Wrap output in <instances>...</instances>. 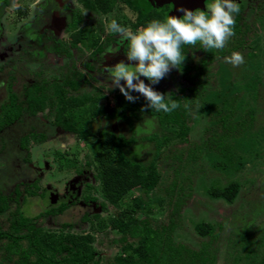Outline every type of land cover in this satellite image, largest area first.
Returning a JSON list of instances; mask_svg holds the SVG:
<instances>
[{"label":"rangeland","instance_id":"obj_1","mask_svg":"<svg viewBox=\"0 0 264 264\" xmlns=\"http://www.w3.org/2000/svg\"><path fill=\"white\" fill-rule=\"evenodd\" d=\"M119 9L118 4L114 13L105 16L106 31H109L108 22L118 18ZM260 15L258 39L244 46L243 52H239L244 57V63L240 66L234 67L225 61V57L230 56L234 51L225 52L220 58L202 67L199 61L202 54L187 50L184 53L183 63L195 65L196 68L189 71L187 76L182 70L171 69L164 79L152 85L154 90L161 93L164 90L184 87L191 96L194 94H191L187 87H198L199 81L195 71L202 70L199 72L202 75L201 81L203 80L207 87L210 86V90H215L219 87L218 79L222 71L224 72L223 67H226L230 72L231 82L238 88L237 97L242 101V106H245V110L252 111L253 121L249 132L240 138V141L239 139L230 141L237 160L228 170L219 169L215 159L207 153H201L189 162H186V154L180 156L183 149H193L202 144L215 128L213 122L216 117L209 110L210 100L202 104L197 98H193L195 102H192L189 108L191 118L187 141L179 139L170 141L161 151L155 164L161 179L154 192L150 194L151 223L166 225L169 222L170 207L165 198L164 188L175 177L174 169L177 168L181 171V178L187 180L188 188L183 192L180 213L174 217L177 223L173 232L174 241L197 249L209 237L200 236L194 226L203 221L210 223L216 234L212 243L216 249V264H229L233 260L235 250L239 249L237 238L243 233L251 240L252 248L257 252L258 258L264 254V15L262 13ZM8 28L9 25L6 26V29ZM58 32L57 37L62 39L63 43H67L68 37L63 30L59 29ZM9 37H0V53L3 55L0 59V104L2 101H7L9 90L16 92L20 97L25 87L47 84L64 74H68L69 78L78 79L76 74L83 71L81 54L76 51L70 58L46 54L42 58L37 56L35 62H27L21 57H27L25 52L30 48L22 47L17 50ZM249 48L254 50V56L247 57L246 52ZM84 54L87 56L86 53ZM122 60L126 61V58ZM85 77L88 80L72 95L102 96L101 104L108 106L114 105L118 97H124L118 89L111 88L109 79L105 78L103 81ZM141 79L149 83L145 78L141 77ZM131 94L138 97L135 103L144 108L146 102L143 96L135 92ZM54 116L50 109L35 115L26 112L19 122L0 134V195H5L9 204L8 211L0 214V227L2 229L8 227L9 213L16 208L29 217L42 213V216L35 220L36 226L42 227L45 231L57 232L63 229L61 223L66 222L70 223L71 227L64 228V233H92L97 257L109 260L119 252L117 240L121 235L109 228L103 231L92 228L98 224L93 217L94 214H99L100 218L107 221L117 211V208L110 204H107L106 211L98 206V203L105 201V198L100 190V182L91 178V174L97 175L98 170L95 168L90 150L86 149L88 144L97 140V136L78 139L73 134H67L55 125ZM243 116L244 110H237L233 118L234 122L240 123ZM103 125L109 127V123L103 124L98 120L93 123L92 129L97 131L99 126ZM111 125L116 132L130 134L128 125L124 121H113ZM30 134H40L48 142L40 146L37 143L39 139L37 141L30 139L28 145L22 147L21 138ZM244 141H253V143L246 147L247 144H241ZM41 153L44 154L43 156L49 155L48 163L44 164L48 165L44 170H50L51 174H47L45 178L39 177L42 171L37 170L35 174L36 170L27 164L29 161L36 162L38 154ZM152 153L153 146L150 144L148 148L142 150L141 160L149 161ZM239 157L240 162H238ZM86 160L88 164L85 163ZM61 168L65 169L66 173V177L61 179L63 181L72 179L79 168L83 169L85 174L76 182L72 179L67 183L71 187L70 190L55 191L54 177L63 174ZM84 177L88 178L86 183L90 182L91 188L85 186ZM230 182L238 184L237 193L231 202L209 195V189L222 188ZM30 190H34L35 194L29 195L27 191ZM134 195H137V192L128 196L124 203H130ZM92 198L96 201H92ZM88 199L91 201L87 202ZM159 199H162L160 205ZM61 203L66 204L67 207L61 213H55L54 210L61 206ZM146 214L142 212L139 218L144 219ZM86 217L89 219L86 220Z\"/></svg>","mask_w":264,"mask_h":264},{"label":"trees","instance_id":"obj_2","mask_svg":"<svg viewBox=\"0 0 264 264\" xmlns=\"http://www.w3.org/2000/svg\"><path fill=\"white\" fill-rule=\"evenodd\" d=\"M82 1L91 10L98 9L104 13L111 9L109 0ZM158 17L157 14L149 13L148 16L140 15L138 20L143 21L144 27L152 20H164ZM74 20L76 24L80 18H76L75 15ZM72 37V43L76 45L82 35L76 33ZM87 39L91 46L98 40L97 37H87ZM46 49L59 50L54 42ZM182 51L186 53V47L183 46ZM201 51L202 57L199 61L202 67H205L207 64L205 56L210 59L215 58L214 49L207 52L201 49ZM220 51L221 55L224 54L223 49ZM194 66L183 63L181 70L187 76L189 71L196 68ZM223 68L224 72L222 71L218 79L219 87L215 90H210L211 87H207L206 83L201 81L202 75L199 72L202 70L195 71L199 78L198 87H187L194 95L187 94L184 87L164 90L163 93H171V99L180 104V108L167 114L150 109L141 111L142 107L135 102L120 98L117 102L119 110L100 105L98 102L100 98L96 95L67 98L64 86L70 89H76L78 86V83L71 79L59 84L54 82L29 86L25 90L26 97L22 106L18 105L14 95L11 94L10 102L1 106L0 129L18 121L24 112L33 115L42 111L47 99L54 96L57 100L55 108L57 125L67 133H74L78 139L97 136V140L88 146L98 170L100 190L105 198L102 208L106 211L107 204H110L116 207L117 211L107 221L100 218L99 214H94L93 217L98 224L92 228L97 231L109 228L121 237L117 240L119 252L111 259L104 260L102 257H97L92 233H64V228L71 227L70 223L66 222L61 223L63 231L61 229L57 232L45 231L35 223L42 213L29 217L16 208L9 213L8 227L5 229L0 227V264H216V249L212 245L216 234L210 223L203 221L194 226L200 236L209 237L200 244L199 248H191L174 241L173 232L177 225L174 217L180 213L183 192L188 188L187 180L181 178L179 169H174L175 177L164 188L165 198L170 207L169 222L166 225L151 223L149 202L152 200L150 194L154 192L161 179L155 166L161 151L172 140L187 141L191 118L189 108L191 103L195 102L193 98L201 100L202 104L210 100L209 110L216 117L213 122L215 128L202 144L193 149H183L180 156L186 154V162H189L201 153H207L212 155L218 168L223 171L233 167L236 162L237 156L230 141L232 139L240 141V138L246 136L253 117L252 111L245 110L242 101L237 97L238 88L231 82L230 72L226 67ZM237 110H244V116L240 123L236 124L233 118ZM104 115L124 119L130 134L115 133L106 129L94 131L92 129L94 120ZM25 142H27L26 138L22 139V146ZM244 143L247 147L253 141H244L241 144ZM150 144L153 146L152 156L149 161H142L140 158L142 150L148 148ZM240 160L239 157L238 162ZM237 190L238 184L230 182L222 188L209 189V195L231 202ZM134 192H137V195L133 196L131 202L124 203ZM27 193L34 195L35 191L30 190ZM161 202L162 199H159V205ZM64 208V205L59 206L54 212L61 213ZM8 209V198L0 195V214L7 212ZM142 212L147 213L144 219L139 218ZM87 219L89 218L86 217ZM248 238L245 233L238 236L239 249L235 250L233 260L229 264H264V254L258 258Z\"/></svg>","mask_w":264,"mask_h":264},{"label":"flooded vegetation","instance_id":"obj_3","mask_svg":"<svg viewBox=\"0 0 264 264\" xmlns=\"http://www.w3.org/2000/svg\"><path fill=\"white\" fill-rule=\"evenodd\" d=\"M111 1V9L107 12H102L101 10H91L84 5V1L79 0H0V37H9L11 43L17 50H20L22 47H29L30 50L26 51L27 57H21L23 60L27 62H35L37 60V56L43 57L46 54L62 56L64 58H70L73 55V52L81 54V67L83 71H86L83 74V71L77 73V78H69L68 74H64L60 76L58 79H54L52 82H48L49 84H53L54 82L64 83L65 80L71 79L78 83L76 89H70L69 87L64 86V91L66 97L76 96L72 95L75 93L79 87L85 83L88 79L85 76L97 80H103L108 78V74L105 71L107 66H112L116 62L121 61L122 58H126L125 55L128 51V41H124L120 39V35L118 33H112L110 31L105 30L104 19L105 16L114 13L115 7L119 4V13L117 15L118 18L116 21L122 26L128 28L132 32H136L138 29L143 27V21L139 22L138 17L148 16L149 13L157 14L159 19H165L167 16H182L181 12L176 11L177 8H187L189 10H205V6L207 3H211L212 0H109ZM236 3L240 6V12L235 16V26L234 32L235 35L230 38L227 42L223 52H243L244 46L250 44L251 42L258 39V30L259 25L258 22L261 21V13L264 15V0H235ZM12 12V13H11ZM76 18H80L78 22L75 24L74 16ZM116 15V14H114ZM260 15V16H259ZM78 16V17H77ZM8 20H7V18ZM260 17V18H259ZM115 18V16H114ZM259 18V20H258ZM45 20V21H44ZM48 22V23H47ZM45 23V24H44ZM44 24V26H42ZM9 25V28L6 29V26ZM54 26V27H51ZM39 26V27H38ZM61 29L68 37L67 43H63L62 39H59L57 36L59 35L58 30ZM80 33L82 38L76 45L72 42V35ZM88 38L97 37V41L93 46L89 45ZM249 39V40H248ZM52 42H54L58 51L47 50V46H51ZM89 43V44H88ZM102 47V48H100ZM188 51H194L195 53H201L200 45L196 46H188L185 45ZM200 48V49H199ZM36 49V51H34ZM101 49V51L99 50ZM199 49V50H198ZM248 49V48H247ZM87 56H85V54ZM205 53V52H204ZM212 53V51H211ZM220 53V54H219ZM24 54V53H22ZM215 58L206 57L205 60L207 62L206 66L212 63L215 59L220 58L224 54L221 55L220 50H215L213 52ZM254 50L250 49L246 52L247 57L254 56ZM2 53H0V59L2 58ZM125 63H129V61H125ZM134 63V62H133ZM87 74V75H86ZM104 81V80H103ZM110 81V80H109ZM28 87L23 89L22 96H18L16 92L9 90L7 101H2L0 104V112L1 106L10 102V95L13 94L15 100L18 105H23V101L25 100L26 94L25 90ZM95 96V95H93ZM100 100L98 101L100 105L102 101V96H98ZM23 97V99H21ZM80 97V96H78ZM125 99L124 97H118L112 106H108L109 108L118 109V99ZM53 100L55 102H53ZM53 102V104H52ZM52 104V105H51ZM57 106L56 97L50 96L46 101V105L43 110L50 109L51 113L55 114V108ZM104 106V105H103ZM42 110V111H43ZM119 110V109H118ZM41 112V111H39ZM26 113V112H24ZM23 113V114H24ZM38 113V112H37ZM35 113V114H37ZM20 116L19 120L12 122L9 125L2 126L0 129V134L5 131V129H9L14 126L17 122H19L23 116ZM33 114V115H35ZM102 121V123H109V127L99 126L98 129H106L112 132L118 133L115 131V128L111 125L113 121L120 122L124 121L121 118L110 117L108 115L97 117L94 122ZM93 122V123H94ZM57 127L61 128L65 133V129L60 127L55 122ZM126 123V122H125ZM114 124V123H113ZM93 125V124H92ZM71 134V133H67ZM74 135V133H72ZM76 137V136H75ZM26 138L27 142L22 146V139ZM77 138V137H76ZM32 139L37 141L40 146H44L48 140H45V137L37 134H30L21 138V146L25 147L28 145L29 140ZM89 145V144H88ZM88 150H90L89 146H87ZM91 153V150H90ZM38 154L37 161H29L27 163L29 167H33L37 174V170L42 171L43 173L39 177L45 178L47 174H51L50 170L45 171L46 167L45 162L49 159V155ZM92 155V153H91ZM43 156V157H42ZM47 157V158H46ZM48 163V162H47ZM86 164L89 162L86 160ZM37 164V165H36ZM96 168V167H95ZM65 170V169H64ZM61 168L62 175L55 176L56 183L53 184V188L55 191H68L71 187L67 185L72 179L75 182L83 177L85 172L83 169L79 168L76 170L75 175L71 179H63L65 176V171ZM60 171V172H61ZM98 173V172H97ZM39 174V172H38ZM90 178V177H89ZM91 178L100 182L98 174H91ZM88 178L84 177V182ZM87 188L91 186L90 182L85 185ZM91 188V187H90ZM53 194V193H52ZM55 196V195H54ZM92 201H96L95 198L91 199ZM90 199L87 202L91 201ZM86 201V198H85ZM102 202L98 203L99 208H102ZM66 204L61 203V206ZM59 207V206H58ZM64 208V209H65ZM63 209V210H64ZM103 209V208H102ZM62 210V211H63Z\"/></svg>","mask_w":264,"mask_h":264},{"label":"clouds","instance_id":"obj_4","mask_svg":"<svg viewBox=\"0 0 264 264\" xmlns=\"http://www.w3.org/2000/svg\"><path fill=\"white\" fill-rule=\"evenodd\" d=\"M182 16H167L163 21L152 20L146 26L132 32L119 24L115 19L108 22V30L118 33L120 39L128 41L126 60L107 66L111 88H116L129 102H135L138 97L131 93H139L146 101L144 108L156 112L171 113L180 104L171 99V93H161L152 87L158 84L171 69L181 71L185 60L183 46H196L205 52L222 50L235 35V16L240 12V6L235 0H212L205 10H189L177 8ZM225 61L234 67L244 63V57L239 52H233L225 57ZM145 78L149 83H145ZM123 81V83H121ZM187 107V105H185Z\"/></svg>","mask_w":264,"mask_h":264}]
</instances>
